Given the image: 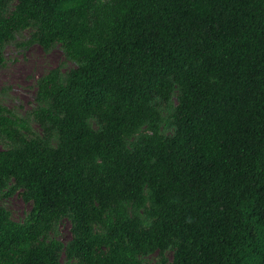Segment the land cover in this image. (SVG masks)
I'll return each instance as SVG.
<instances>
[{
  "label": "trees",
  "instance_id": "1",
  "mask_svg": "<svg viewBox=\"0 0 264 264\" xmlns=\"http://www.w3.org/2000/svg\"><path fill=\"white\" fill-rule=\"evenodd\" d=\"M14 43L77 67L0 104V264H264V0H0Z\"/></svg>",
  "mask_w": 264,
  "mask_h": 264
},
{
  "label": "rangeland",
  "instance_id": "2",
  "mask_svg": "<svg viewBox=\"0 0 264 264\" xmlns=\"http://www.w3.org/2000/svg\"><path fill=\"white\" fill-rule=\"evenodd\" d=\"M32 33V30L24 31L18 36L17 43H26ZM76 67L77 63L59 45L50 51H45L36 44L27 47H19L15 43L10 44L0 57V104L12 110L19 117L27 119L29 113L37 105L36 91L39 80L54 69L59 68L62 73L68 74ZM172 103L176 105L177 98H174ZM161 110L166 120L165 124H167L169 110L166 107ZM28 124L36 133H42L41 127L32 118ZM166 130L169 135L173 133L168 128ZM2 149L3 145L0 143V150ZM1 204L10 212L12 220L16 222H24L33 208V203L23 197L22 191H17L3 199ZM56 236L64 244H68L72 240L70 220L64 219L60 223ZM164 258L168 263L172 262L173 251L165 252ZM64 259L65 257L62 256V260ZM141 259L146 264H159L162 256L159 252H155L148 256H142Z\"/></svg>",
  "mask_w": 264,
  "mask_h": 264
}]
</instances>
